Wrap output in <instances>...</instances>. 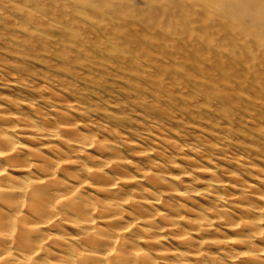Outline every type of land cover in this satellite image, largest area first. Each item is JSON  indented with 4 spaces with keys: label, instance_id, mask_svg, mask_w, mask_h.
Masks as SVG:
<instances>
[{
    "label": "bare ground",
    "instance_id": "6f19581e",
    "mask_svg": "<svg viewBox=\"0 0 264 264\" xmlns=\"http://www.w3.org/2000/svg\"><path fill=\"white\" fill-rule=\"evenodd\" d=\"M20 1L23 55L58 75L66 110L80 89L104 96L107 74L124 81L147 131L190 125L237 143L236 163L263 159L264 0ZM14 111L0 107L12 124L0 127V264H264V178L237 190L199 166L211 177L192 189L187 171L137 166L79 121L41 125Z\"/></svg>",
    "mask_w": 264,
    "mask_h": 264
},
{
    "label": "rangeland",
    "instance_id": "374dc122",
    "mask_svg": "<svg viewBox=\"0 0 264 264\" xmlns=\"http://www.w3.org/2000/svg\"><path fill=\"white\" fill-rule=\"evenodd\" d=\"M8 1L11 3H8ZM13 1L14 0H0V107L7 109L10 108L12 111L17 110L14 112H21L20 114H22V116L25 114V118H30L33 121L35 120L41 125H45L46 123L47 125H52L54 122H60L61 119L62 121L68 120L69 122L79 121L80 130L94 134V138L100 141L114 143L122 152L121 155L132 160L137 166H144V164L151 165L157 161L162 164L161 170L164 172L180 173L181 171H187L190 177V179H188V186L192 189H202L205 179L211 177L207 174L199 173L197 169L199 166L211 168V170L215 171H213V176L216 179L229 182V185L235 186L237 190L242 189L240 184H256L255 182H257L258 178H264V157L262 159L261 156V158H259L257 154H252L250 157H247L245 162L236 163L238 161L231 157H233L234 153L238 154L239 152L238 148H236L238 147L236 146L237 143H234L227 138L223 139L224 141L220 140L218 138L219 135H216V133H213L210 130H203L202 128L199 129L189 125L173 129L171 132H158L155 129L147 131V127H145L144 124L142 125L143 121L139 116L138 109L129 104L128 100L131 99L126 100L123 93L121 91L119 92V90H122V86H124L122 84L124 81L117 77L107 74L102 76L105 83H101L100 85H105V88L103 93L104 96L101 98L98 95L95 96L93 92H90L92 91L90 86L91 83L87 82L86 84L90 87H88L87 90L80 89L76 94V100L79 102L75 109H73L72 112L66 110L64 98L66 100L69 99V97L62 93V90H59L61 89L60 86L56 85V77L58 75L55 76L51 71L47 72V65L40 59L23 55V47L20 41L26 37V31L21 27L25 25L23 19L21 21V14H18L15 10L16 8H11L13 5H21V1ZM129 1L133 6H144L142 0ZM44 2L46 1H42V3ZM30 8L33 7L30 6ZM14 14L16 16H14ZM79 28L81 29L78 30L80 34L83 30L81 27ZM43 59L47 62L49 61V63L51 62L49 58ZM19 66L26 67L28 71L21 73L19 71ZM43 73H46V77L43 76ZM78 80L79 81H77L75 85H78V88H81L80 86H82V83L84 84L85 81L80 78ZM47 86L49 88H46ZM49 92H51V94ZM83 93L86 94L82 95ZM56 94H59L60 96H57ZM81 96L82 99H80ZM57 97H59V99ZM60 99L63 102H61ZM30 108H33V110ZM60 109L61 112L67 111L71 117L69 119H63V117L60 118L58 113H55L56 111H60ZM37 110L40 111L39 114ZM74 119L76 121H74ZM10 125L12 124L0 121V127H8ZM110 127L117 132H111L109 129ZM16 137L18 141L27 147H41L37 140L35 142L28 137L27 132L20 131L16 134ZM237 140L243 141L239 138ZM133 142H138L140 147L134 148L128 145ZM258 142L259 144H264L262 140H259ZM175 145L181 147L177 148ZM143 149H152L149 150L150 156L145 158V160L140 153ZM234 150H236V152ZM44 152H46V150H40V153ZM86 152H91L90 154H92V156L97 154L96 150H88ZM84 158L85 156L81 157V159ZM190 158H193L192 161H189ZM146 159L153 160L154 162L150 161V164L147 160V163ZM173 161L174 163H172ZM139 162H146L147 164H140ZM172 165L174 166L173 168H171ZM246 165H249V167ZM9 172L13 175L21 173L14 170ZM262 182L263 180L259 182V184H256L260 189H264V184H262ZM229 185L220 187L221 191L224 193L231 192L232 188ZM142 186L143 185L140 187ZM144 186H146V184H144ZM204 196L206 197V195H200L197 201L202 202L203 200L200 199L204 198Z\"/></svg>",
    "mask_w": 264,
    "mask_h": 264
}]
</instances>
